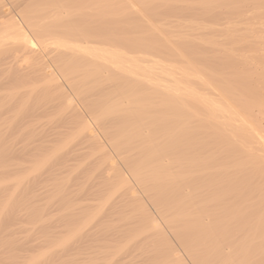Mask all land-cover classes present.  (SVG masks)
Returning <instances> with one entry per match:
<instances>
[{"label":"bare ground","instance_id":"6f19581e","mask_svg":"<svg viewBox=\"0 0 264 264\" xmlns=\"http://www.w3.org/2000/svg\"><path fill=\"white\" fill-rule=\"evenodd\" d=\"M4 75L9 81L15 75L41 78L58 91L59 111L80 118L74 133L96 143L99 132L108 143L102 146L129 174L122 176L98 146L100 156H107L100 175L109 181L112 173L118 183L98 215L85 216L57 246L90 240L117 193L137 202L138 189L157 220L140 207L146 225L130 243L160 237L152 256L157 264H185L183 256L189 264H264V0H0ZM40 88L0 85V136L19 140V154L36 143L42 124H33L53 108L34 106L35 99L29 104ZM54 154L36 159L17 185L55 167ZM7 188L0 181V227L13 222L22 206ZM159 221L179 249L165 240ZM2 232L0 237L8 234ZM106 248L98 257L120 264V250L110 254ZM45 254L27 264H42Z\"/></svg>","mask_w":264,"mask_h":264},{"label":"rangeland","instance_id":"374dc122","mask_svg":"<svg viewBox=\"0 0 264 264\" xmlns=\"http://www.w3.org/2000/svg\"><path fill=\"white\" fill-rule=\"evenodd\" d=\"M7 77L9 78L10 75L9 76L4 75L0 77V80L1 81L3 80L2 82L0 81V85L3 86L4 88H8L10 86L13 88V87L24 86V85L30 86L32 84H35V85L39 84L41 87L40 88L41 90L38 91V95H37V92H35L36 94H33L30 97L29 104L31 103V105L33 106L34 101H35L36 105L34 106L38 107L41 103L40 106L42 105H44V107L51 106V108L52 107L53 108L50 109L51 111L49 110V112L51 113L50 116L42 119L43 121L41 120L40 122H37L34 124L31 123L33 124V126L35 125L34 126L35 129L38 128L36 126H40L42 124L40 126L42 129L40 127H39L40 129L39 128L37 129V131L39 130L41 132L38 131L39 134L37 133L34 136L33 139L36 142L34 145H33L34 141L33 142L31 141L32 148L34 147V149H32L30 146L29 148L30 151L29 149L28 151L26 150L24 151L27 154L21 151L19 154V151L17 150L16 147H18L19 149L21 144H19L20 141L17 140L15 137L14 138L8 137L7 135L0 136V148L4 146L3 151L1 150L3 147L0 149L2 151V153H0V161L3 160L1 161L2 163L0 162V166L2 167L0 168V181L6 182L7 186L9 187V189L7 188L8 189L7 191H9V193H12V195L15 194L14 196L18 198L17 199L19 201L18 203H21L22 205L19 208L18 212L16 213L15 220L13 222H8V224H5V225L2 224L3 226L0 227L1 228L0 231L5 232V230H2V228L6 229L9 226V229L8 230L6 229L7 231L5 232L8 234H2V236L0 237V243L4 242L3 244H5L9 242L5 244L4 247L0 245V251H1L0 259H4V257H7V255H9V256H12L13 259H15V261L12 259L11 262H9L10 261L9 260L3 263L0 262V264H27L30 259H32L33 257H37L38 255L44 252H46L47 255L46 254L45 255L47 257L45 256L46 259L43 261L42 264H52V263L53 264H105L104 260H101L98 256H101V253H103L107 249L106 246L107 247L110 246V249H109L110 254L115 253L118 250H120V253L118 255H115V257L117 258H121L120 264H141V263L143 264L145 263V261H146L145 264H148V263L150 264L151 263L150 261L152 260L154 261H152L151 264H157L158 262L157 258L154 259L155 256L154 257L152 256L156 255L154 251L158 248L157 246H159V242H156V241H158L160 237L152 236L151 238H148L147 240L138 242V245H137V242L136 243L131 242L132 245L130 243V240L132 239V237L141 229V227H144L146 225V223L143 222L145 218L144 216L143 217L141 216L140 207L142 208L146 207L147 209L145 208L146 210L145 209L144 210L145 212H147L148 216L150 218L157 220V216L155 214V211L153 210V207H150L151 204L149 200L146 197L145 199H143L145 195L143 194L144 195L143 196L142 193L138 189L135 188L136 186L135 187L133 186L134 183L132 181H131L132 183H129V185L133 188V190L134 188L137 190V191L135 190V192H137L136 194L138 195L137 202L136 201L132 202V199H130L126 193L124 194L121 192L122 190H120L119 193L123 197L120 196L119 193H117V197L119 196L120 200L118 198H117L118 200L115 199L116 196L114 197V199L116 200V201L114 200V206L112 205L111 209L109 210L110 212L106 214V217L104 216L101 219L100 224L102 225L99 224V226H97L98 228L96 227L94 230L93 229L91 230L92 236L94 232V236L93 237L90 236L92 241L91 239L90 240L87 239L88 241H85L87 243L85 242L74 243L75 241L71 240L72 243H74L72 246L71 245L69 246V244H72L70 241L68 242L69 244H67V247L57 246L61 241H63L65 238L68 237V235L72 233L76 224L78 225V223L82 222L84 218L86 219L90 215L97 214V209H98L97 207H99L102 204L101 201H103V199L112 192V189L115 188V185L118 183V180L113 177L112 173H110L112 178L110 177L109 181H106L100 175L105 169L104 167H106V164H105L106 155L101 157L100 156L101 153L99 154V148H98V146L100 147L102 146V144L104 146V144L106 143V140L104 139V137L101 136L100 133L99 132L97 133L96 131V133L99 134V137L97 135V137L99 138L97 139L98 144L97 142L95 143L93 141H90L86 139L85 137L84 138L78 137L74 132H76L77 131L76 128L78 129V127L80 126V123H81L80 118L75 117V115L74 116L69 115L68 112H64L63 114L61 113L62 112L61 111L62 101L58 99L59 97L58 91H54V89L49 88L51 91L45 92V90H49V89L48 87L42 85L41 78L40 80L38 78L37 81H32V79H28V77L22 78L19 75L18 76L15 75L14 77H12V80L9 81L11 78L8 79ZM17 77L19 78L21 77L23 80L24 79L25 80L24 81L20 80L21 78L19 79ZM14 78H16L17 81ZM12 81L14 82L11 83ZM6 82L8 83V85ZM42 86H43V89H42ZM44 87H46V89H44ZM63 90H62L63 92H66V93L68 92L67 89L65 90V88ZM39 95H40V98H42L41 101H40V98L38 100ZM53 96L55 98H53ZM56 98L60 102L57 101ZM52 102H53V105H51ZM57 103L61 104V106L59 104L57 105ZM54 104L56 106H54ZM71 118L72 119L75 118L73 119L74 121L71 120ZM81 118L83 120H87L88 123L91 124L92 127L94 126L92 122L86 119L87 117H85V115ZM47 119H49V121ZM11 124L13 125V123ZM19 126H21V124H19ZM100 136L103 138H100ZM14 139H16L17 141L16 140L13 141ZM21 139L23 140L24 138H21ZM15 142L19 144V146L17 144L15 146L12 145ZM37 142L40 144H38ZM5 143L7 145L9 144L10 146L9 145L6 146ZM95 144L97 146H95ZM106 144H105V147L106 146L108 147V143ZM11 145L13 146V148H11V151L8 150V152H5L6 149H9V147H11ZM35 145L40 146V147H35ZM5 147L7 148L5 149ZM95 147H97L96 148L97 151H95ZM15 148L17 152L16 150L14 151ZM58 148H62V149L64 148V149L60 153H57V156H55L56 154H54V151H56ZM102 149L104 150V152L106 151L105 153H107V156L111 158V161L113 160L112 164H114V166L117 164V168H119L121 175L122 176L125 175V178H129V174L127 170L124 168V166L123 165L121 166L119 165L120 163H117L118 161L115 160L116 158L112 154V151H110L112 155L109 153L108 149H110V147L106 148V150L104 147ZM65 153L67 155H65ZM1 154L3 155V157ZM53 154L54 156H52L53 157L52 162L53 161L55 162L52 163L51 167L54 164H55V167H52L51 170L49 168L44 167L45 169L42 168L40 169L39 172H35L31 174L28 178L26 177V179L23 181L21 185H17V180H19L21 177L26 176L29 168L32 166L33 163H35L34 161L36 159H38L37 160L38 162ZM41 157H43V159ZM100 164H101V167H100ZM46 169H49V170L47 171ZM34 174L36 176H34ZM32 175L34 176V178ZM37 176H40V178L36 179ZM60 185H63V186H60ZM55 189H57V191ZM58 189H61L62 191ZM65 190H66V194H65ZM138 192L141 194L139 195ZM60 194H64L63 195L64 197ZM128 200L130 203L128 202ZM1 201L3 200L0 197V202ZM142 203L145 204L146 206L143 205ZM129 206H131V208ZM75 208L77 211L75 210ZM149 209L151 212H153L152 214L149 211ZM136 212L138 213V215H140L139 217ZM110 213L111 214L113 213V214L111 215ZM128 213L130 214V216L128 215ZM127 215L129 216V218ZM100 216L101 215L99 214L98 218ZM131 217L132 219H130ZM158 224H159V228H161L160 229L161 232L164 234L165 240L169 242V245L171 246V248H173L174 250L179 249V247L176 246L178 245L177 240L175 241L174 238L170 234L168 235V231H166L165 229L164 230L166 232L163 231L162 228L164 227L160 221L158 222ZM89 227L91 228L92 225L90 224L88 228ZM114 232L116 233V235ZM128 236H130V238ZM126 242H129V244L128 243L126 244ZM124 243L129 246L126 248ZM146 243L149 245H147ZM153 243L154 245H152ZM9 244H12V245L14 244V245L10 247ZM6 245H8V247ZM137 246H140V247H137ZM121 248L122 249L124 248L126 250L124 251ZM150 249L152 250V252ZM48 253H51L50 256L48 255ZM148 258L149 260H145ZM183 260L185 264H189L188 260L185 259L184 256H183Z\"/></svg>","mask_w":264,"mask_h":264}]
</instances>
